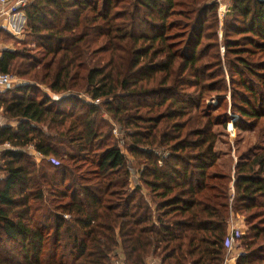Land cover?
Masks as SVG:
<instances>
[{"label":"trees","instance_id":"16d2710c","mask_svg":"<svg viewBox=\"0 0 264 264\" xmlns=\"http://www.w3.org/2000/svg\"><path fill=\"white\" fill-rule=\"evenodd\" d=\"M232 2L243 21L232 30L245 35L226 45L235 120L208 102L228 90L210 82L213 56L203 63L200 48L216 0H34L23 10L36 53L0 52V73L28 79L0 92V142L11 144L0 264H226L237 217L235 264H264V144L236 163L216 150L214 128L231 120L264 134V58H254L264 4Z\"/></svg>","mask_w":264,"mask_h":264},{"label":"rangeland","instance_id":"374dc122","mask_svg":"<svg viewBox=\"0 0 264 264\" xmlns=\"http://www.w3.org/2000/svg\"><path fill=\"white\" fill-rule=\"evenodd\" d=\"M216 2L218 3V8L215 16L212 15V17L206 20V22H212L214 24L213 28L209 31L213 38H206V30H204V36L200 48L201 50L207 52V57L206 59H204L203 63L208 62L213 56V58L211 59V63H209L208 65L210 67L213 66L212 71H207L212 72L211 76L213 77V79H209L210 82L212 80L220 81L224 83L225 86H227L228 90L226 91L227 95H224V98L221 97L220 99H209L208 102L216 107L217 105H219V113L228 112L230 116H233V120H235V114L232 111L233 99L231 98V93L234 92L236 85L233 84L232 78H238V76L234 75V71H232L231 67L236 62V55L231 50H228L226 45L227 40L238 39L245 36L244 34L234 33L232 30L234 26L237 28H241L243 26V21L242 18L238 16V14L233 13L231 9L233 7L232 0H216ZM23 15H25L24 12ZM5 18L7 17L0 15V52L4 48H28L30 52L36 53V51H34L36 49L35 44L26 43L28 40L26 21L23 22L22 25L21 21H17V19L10 20V18L9 20H6ZM254 58L256 60L259 58H264V54L259 53ZM223 71L225 72V74H220V72ZM217 73H219V75H217ZM12 75L18 77L21 80V83H26V80L28 82V79H26L25 77L17 76L14 73ZM40 88L41 92H46L51 94L52 96H56L46 86L40 85ZM4 90L6 89H1L0 92ZM61 97L62 95L56 96V98ZM83 98L84 100L90 101L89 97L87 96H83ZM0 120L2 123L7 122L6 118L2 115H0ZM11 124L15 126L14 122H12ZM116 128L113 130L114 136L118 140L119 144L123 146L122 148H124L125 153H127L130 159H132L130 153L124 147V142L126 139L124 132L122 133ZM214 130L217 133L218 138L216 150H218L221 156L220 160L222 162L231 163L234 160V163H236V161L241 158L243 154H248V152L251 151L252 148H257L260 145L264 144V134L260 136V124L257 128L252 130H240L235 127L234 121L231 120L229 123H227L226 127L216 126ZM30 153L32 155V158L39 162L40 155L36 154V151L32 148L30 149ZM135 164H137V162H135L134 165ZM138 179L139 176L135 175V181L132 183L133 187L138 184ZM236 220V223L233 222L235 220H232L231 225H233L234 223L232 231H237V229H240V227L245 229L244 218L237 217ZM235 244L236 243L234 242V245ZM242 250V247H238V245H235L233 254H239L242 252Z\"/></svg>","mask_w":264,"mask_h":264},{"label":"built area","instance_id":"2783aa9c","mask_svg":"<svg viewBox=\"0 0 264 264\" xmlns=\"http://www.w3.org/2000/svg\"><path fill=\"white\" fill-rule=\"evenodd\" d=\"M34 0H0V15L1 16H6L7 18H15L19 14H22L24 9L28 7ZM21 80L13 76L12 74L9 73H0V88L1 89H9L15 85L21 84ZM11 144L10 143H5L2 144L0 142V165L2 162V151L6 148H10ZM36 154L40 155L39 153L36 152ZM0 179H1V174H0ZM233 231H231L230 238L227 241L228 244V255H227V261L226 264L232 259H235L237 254H233V249H234V236H233ZM116 264H127V263H122V262H116ZM151 264H158L155 260L151 262Z\"/></svg>","mask_w":264,"mask_h":264},{"label":"crops","instance_id":"0c3cea01","mask_svg":"<svg viewBox=\"0 0 264 264\" xmlns=\"http://www.w3.org/2000/svg\"><path fill=\"white\" fill-rule=\"evenodd\" d=\"M1 7V6H0ZM25 14V13H24ZM6 20H9V18H5ZM12 19H17V21H21V23H22V25H23V22H25L26 21V16L25 15H23V13L22 14H19L17 17H15V18H12ZM12 19H10V20H12ZM0 90H1V88H0ZM237 222V220L235 219V221H234V223H236ZM234 223H233V225H234ZM233 225H231L230 226V231H232V228L234 227ZM240 229L241 230H243L244 228H242V227H240ZM236 263V259H232V260H230L229 262H228V264H235Z\"/></svg>","mask_w":264,"mask_h":264},{"label":"water","instance_id":"95a60500","mask_svg":"<svg viewBox=\"0 0 264 264\" xmlns=\"http://www.w3.org/2000/svg\"><path fill=\"white\" fill-rule=\"evenodd\" d=\"M258 1L264 4V0H258Z\"/></svg>","mask_w":264,"mask_h":264}]
</instances>
